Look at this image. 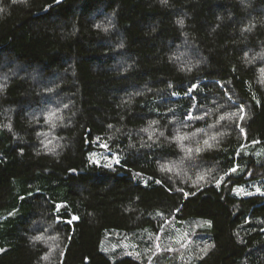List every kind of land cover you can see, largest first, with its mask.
I'll use <instances>...</instances> for the list:
<instances>
[{
	"label": "trees",
	"instance_id": "trees-1",
	"mask_svg": "<svg viewBox=\"0 0 264 264\" xmlns=\"http://www.w3.org/2000/svg\"><path fill=\"white\" fill-rule=\"evenodd\" d=\"M56 2L0 0V264H264V0Z\"/></svg>",
	"mask_w": 264,
	"mask_h": 264
},
{
	"label": "rangeland",
	"instance_id": "rangeland-1",
	"mask_svg": "<svg viewBox=\"0 0 264 264\" xmlns=\"http://www.w3.org/2000/svg\"><path fill=\"white\" fill-rule=\"evenodd\" d=\"M96 160L101 162L104 160H109V158H107L106 154H104V156H97ZM240 193L245 192L244 190H240ZM199 240L200 237L198 235L197 224L194 226L187 225L181 227H178L175 224H170V226H168L156 240L150 241V239H145V242L149 241L147 243H149L152 256L164 250H168L173 255L178 254L182 256L183 253L187 252L189 248H191L192 245ZM119 242L120 243H112L109 246V249L113 253L120 251L123 246H126L127 238H123ZM131 245L132 247L127 244L123 252L126 254L136 253L138 246L136 244L133 245L132 243Z\"/></svg>",
	"mask_w": 264,
	"mask_h": 264
},
{
	"label": "snow or ice",
	"instance_id": "snow-or-ice-1",
	"mask_svg": "<svg viewBox=\"0 0 264 264\" xmlns=\"http://www.w3.org/2000/svg\"><path fill=\"white\" fill-rule=\"evenodd\" d=\"M192 88H195V85L192 86ZM191 90V89H190ZM189 119H192L193 117L191 115L188 116ZM196 118H202V117H196ZM111 127V126H110ZM119 161H117L118 163ZM233 171H235V169H233ZM39 239V238H38Z\"/></svg>",
	"mask_w": 264,
	"mask_h": 264
},
{
	"label": "water",
	"instance_id": "water-1",
	"mask_svg": "<svg viewBox=\"0 0 264 264\" xmlns=\"http://www.w3.org/2000/svg\"><path fill=\"white\" fill-rule=\"evenodd\" d=\"M65 0H57L56 4L55 5H59L61 3H63Z\"/></svg>",
	"mask_w": 264,
	"mask_h": 264
}]
</instances>
